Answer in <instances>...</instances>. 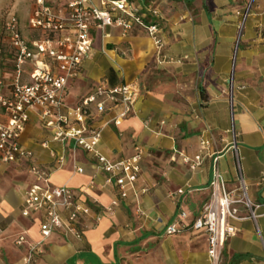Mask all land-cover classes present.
Here are the masks:
<instances>
[{"label": "crops", "instance_id": "obj_1", "mask_svg": "<svg viewBox=\"0 0 264 264\" xmlns=\"http://www.w3.org/2000/svg\"><path fill=\"white\" fill-rule=\"evenodd\" d=\"M127 2L158 13L150 21L158 25L161 47L138 25L126 32L115 24L92 26L90 53L66 85L61 112L100 87L133 85L132 109L118 126L112 119L119 105L101 112L92 105L87 122L101 128L98 148L112 160L130 157L141 147L142 178L152 186L138 202L129 196L114 205L115 187L106 184L95 159L70 140H53L51 129L30 111L19 140L32 156L0 163V264H20L41 238V214L21 213L24 191L34 181L29 172L33 163L49 172L50 184L67 185L100 219H81L79 239L53 231L31 264H208L206 234L191 223L209 197L213 158L227 188L235 185L231 125L249 197L259 207L256 224L249 219L234 222L237 231L222 246L220 264H264V0L252 4L257 10L248 14L236 63H230L229 48L218 42L220 37L229 41L231 34H221L213 18L236 17L228 3ZM179 53L190 55L189 63L173 61ZM229 75L234 88L227 94ZM202 136L210 140L209 152L192 171L181 157L193 156ZM51 153L63 160L57 162ZM138 207L145 217L138 216ZM181 212L186 213L184 228L167 235L165 227L179 221ZM21 234L26 238L19 245Z\"/></svg>", "mask_w": 264, "mask_h": 264}, {"label": "built area", "instance_id": "obj_2", "mask_svg": "<svg viewBox=\"0 0 264 264\" xmlns=\"http://www.w3.org/2000/svg\"><path fill=\"white\" fill-rule=\"evenodd\" d=\"M249 0L242 14L241 25L248 16ZM33 9L27 18V28L33 37L24 35L15 13L6 14L3 22L5 41L12 50V65L0 77V163L15 162L19 158H30L32 151L25 148L19 140L29 120V113L36 111L41 124L52 131V139L72 141L73 147H80L96 161L97 167L106 175V184L113 185L116 199L113 204L129 196L138 202L139 197L149 191L152 184L142 178L140 162L144 155L141 147L127 158L112 160L98 148L101 128L90 125L91 106L101 112L110 106L119 105V113L112 119L118 126L131 111L136 98L133 85L122 83L104 86L83 97L74 108L61 112L68 81L79 74L82 63L90 53L92 40L90 29L96 26L117 25L124 32L133 25L146 29L156 47H161L159 28L150 17L158 16L154 10L142 9L131 5L127 0H30ZM239 39V38H238ZM6 89L7 92L2 90ZM230 148L234 155L235 185L229 189L226 180L217 168V157L213 158V170L209 181L210 194L203 203L198 215L193 219L191 228L206 234L209 258L208 264H217L225 241L236 234L234 222L249 219L256 224L258 217L254 203L248 194V184L242 172L237 146V134L231 125ZM210 140L200 137L196 153L189 157L182 155V162L190 170H197L204 156L209 152ZM57 162L63 157L51 153ZM81 171L80 168H75ZM33 183L24 191L22 215L40 213V240L31 244L20 264L34 262L35 252H39L41 242L57 229L76 239L81 237V219H91L97 223L98 213L81 203L67 185H52L49 172L36 163L30 165ZM182 193V190H178ZM244 215L240 214V211ZM138 216L145 217L137 208ZM167 225V235L180 232L184 225L181 219ZM25 235L17 237L16 243L25 242Z\"/></svg>", "mask_w": 264, "mask_h": 264}, {"label": "rangeland", "instance_id": "obj_3", "mask_svg": "<svg viewBox=\"0 0 264 264\" xmlns=\"http://www.w3.org/2000/svg\"><path fill=\"white\" fill-rule=\"evenodd\" d=\"M212 1H215V3L217 4L228 3L232 7L233 14L236 16V17H213L215 20V24L217 25V29L219 32H221V34L224 33L231 34L229 41L222 40L223 38L220 37L218 38L219 39L218 42L219 45H223L229 48L228 58L230 63H232V61L236 63L239 54L238 47L242 41L246 26L248 24L249 17H251V16L245 17L243 25H241L243 19L242 14L247 8L249 1L248 0H212ZM254 6L255 5L250 6L248 12L249 14L256 12L257 9H255ZM32 9L33 6L30 0H0V77L3 75L2 71L8 68L7 54L9 52V45L2 37V32H1L2 21L5 18L6 14H8L9 12L15 13L18 18L23 34L27 36L28 35L27 18L31 14ZM224 18L232 19V20L228 21L225 20ZM218 20L221 21L220 25L223 26L222 30H220L219 28ZM231 23L233 24L232 26L230 25ZM224 27H226L225 30ZM230 28H233V30L231 31ZM238 37L239 39H238L237 47H235ZM173 61L178 62L179 64L189 63L190 55L179 53L177 57L174 58ZM233 88H234L233 77L229 75L227 81L226 93L227 94L231 93L233 91ZM2 91L7 92L6 89H3ZM217 264H220V260L218 261Z\"/></svg>", "mask_w": 264, "mask_h": 264}, {"label": "trees", "instance_id": "obj_4", "mask_svg": "<svg viewBox=\"0 0 264 264\" xmlns=\"http://www.w3.org/2000/svg\"><path fill=\"white\" fill-rule=\"evenodd\" d=\"M150 18H151V17H150ZM3 22H4V19H3V21H2L1 32H2V37H3V39L5 40V34H4ZM7 62H8V68L4 69V70L2 71L3 73L9 71L10 68H11V65H12V50L10 49V47H9V52H8V54H7Z\"/></svg>", "mask_w": 264, "mask_h": 264}, {"label": "water", "instance_id": "obj_5", "mask_svg": "<svg viewBox=\"0 0 264 264\" xmlns=\"http://www.w3.org/2000/svg\"><path fill=\"white\" fill-rule=\"evenodd\" d=\"M239 38V37H238ZM238 38H237V41H236V45H235V47H237V43H238Z\"/></svg>", "mask_w": 264, "mask_h": 264}]
</instances>
